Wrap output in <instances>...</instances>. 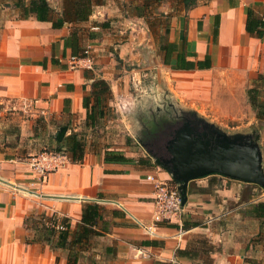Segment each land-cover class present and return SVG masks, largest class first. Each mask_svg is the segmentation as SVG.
Returning <instances> with one entry per match:
<instances>
[{"label":"crops","instance_id":"1","mask_svg":"<svg viewBox=\"0 0 264 264\" xmlns=\"http://www.w3.org/2000/svg\"><path fill=\"white\" fill-rule=\"evenodd\" d=\"M195 1L186 8L184 0H97L86 20L66 21L53 28L50 21L22 18L13 0H0V123L9 128L0 137L10 141L0 146V264H66V250L52 249L44 241H28L37 234L24 219L44 212L67 217L74 229L82 204L97 199L105 200L99 203L104 211L97 227L105 224L108 230L96 237L98 245L82 252L77 264H264V217L252 211L253 204L264 201V192L259 194L252 183L215 173L201 184L202 179L190 180L182 225L194 221L198 225L183 228L152 221L154 183L146 175L163 178L164 173L156 169L136 162H106L104 152L85 153L81 162L70 161L44 180H38L30 169L29 160L41 142L54 146V134L61 126L67 128L64 137L79 130L86 115L82 97L90 91L91 80L86 76L109 80L115 72V58L124 60L127 50L135 49L132 41L137 29L149 41L160 32L178 44L185 35L183 50L189 54L188 60L210 54V68L185 70L163 64L162 49L156 53L160 65L173 75L211 76L206 102L213 107L221 111L231 108L237 93L246 101L248 83L264 74V37L245 30V7L264 20V0ZM63 2L48 0L55 17L62 12ZM74 30L79 49L89 47L94 56L93 70L67 65L71 49L64 47L63 39ZM230 73L235 78H228ZM176 81L187 96L193 95L187 88L193 81ZM30 101L32 106H26ZM254 117L246 125L258 123ZM38 119L43 126L41 142L38 133L33 135ZM258 144L264 149V126ZM229 204L230 209L226 208ZM197 235L217 243L213 252H206L207 261L199 250L195 257L177 256V249L194 247L192 239ZM150 239H156L158 245L142 244Z\"/></svg>","mask_w":264,"mask_h":264},{"label":"rangeland","instance_id":"2","mask_svg":"<svg viewBox=\"0 0 264 264\" xmlns=\"http://www.w3.org/2000/svg\"><path fill=\"white\" fill-rule=\"evenodd\" d=\"M140 31L138 29L134 31L132 46L135 49H132V51L127 50L124 60L116 57L113 61L115 64V72L111 73L109 80H107L111 89V98L103 109L104 117L93 127H88L83 122L77 131L86 142L85 153H102L104 150H116L137 160L135 162L143 168L156 169L159 172H163L162 179L171 180L170 174L154 163L155 157L151 149L155 147L154 149L159 150L164 145L165 139L170 137L174 128H171V126L166 127V125V128L163 127L167 130L164 131L165 135L158 137L146 131V120H151L155 114L159 117L168 116L169 114H185L187 117L194 116L195 120L198 118L203 123L204 121L213 123L229 135L243 131L251 133L253 130L259 133L264 126V121H257L255 119L258 123L253 122L251 125H246L255 116L251 107L250 110L248 109L250 105L247 102V97L245 101L243 96L237 93L234 105L231 108L221 111L213 107L210 102H206L210 95L208 84L211 76L173 75L169 69L160 65V58L156 54L161 53L159 52V47L166 41L164 34L155 32L157 37L149 41V39L147 40L145 38L147 35ZM138 46L139 49L136 50ZM229 75L228 78H235L232 73ZM176 78L193 81L191 83L192 85L187 87L193 91L192 96H187L184 93L186 89L179 85ZM252 84L253 81H250L247 88ZM39 120L36 121L33 135L38 133L40 135H38L40 138L39 142H41L42 133L39 130H42L41 127L43 126ZM185 123L190 124L189 122ZM168 125L171 124L169 123ZM7 130L9 128L3 127L2 123H0V136L7 133ZM160 132L162 133V131ZM52 137L53 135H50V138ZM154 139H157L156 142L153 141ZM0 141V146L3 147L10 143L6 139L2 140L1 137ZM152 144L153 146L151 148ZM27 148H30V146ZM53 150H55L54 146L44 145L41 142V146L35 152L38 154L42 151ZM141 160L149 162V165L146 166L143 163H139ZM205 177L197 178L202 179L199 184L205 180ZM253 185L257 186V192L259 194L264 192V188L255 184ZM230 207H232L231 204L226 206L229 209ZM40 213L35 212L28 216H31V220L34 221L36 220L34 217ZM32 221H28L30 227L33 226ZM209 242L210 240L205 235H197L192 239L193 245L197 246L205 262L208 258L205 251L211 250L213 252L214 248H217V243L213 245ZM98 244L99 241L95 237L84 248L87 250L90 245L96 246Z\"/></svg>","mask_w":264,"mask_h":264},{"label":"trees","instance_id":"3","mask_svg":"<svg viewBox=\"0 0 264 264\" xmlns=\"http://www.w3.org/2000/svg\"><path fill=\"white\" fill-rule=\"evenodd\" d=\"M97 0H64L62 12L60 15L48 3V0H13V5L19 9L20 16L27 18L34 16L39 21H50L53 28H60L66 21H83L91 14L93 6ZM185 7L196 3L195 0H184ZM246 23L245 30L257 37H264V20L254 16V12L250 7H245ZM218 17V16H217ZM201 25L198 23V29ZM168 30H166V33ZM218 32V20L214 24L213 36L214 41ZM165 39V38H164ZM64 47L71 49L70 55L80 54L81 51L78 47V34L77 31H71L64 39ZM163 42L159 49L164 51L162 63L169 65L172 69H208L211 67V56L206 53L202 59L188 60L189 56L183 49L186 45V36L184 35L178 44L169 42L167 39ZM173 52L176 54L173 56ZM90 79V91L82 97V107L85 110V125L93 127L97 122L104 117L103 109L106 103L111 98V89L107 80L95 77L94 75L86 76ZM85 88V85L83 86ZM247 102L253 110L257 120L264 121V74L259 73L253 80V84L246 90ZM170 121L168 116L159 117L156 114L151 120H146L148 132L155 133L163 128V123ZM53 139V137H52ZM85 140L78 132H71L65 136L61 141H55V152H65L68 154L70 161L79 163L85 155ZM264 150V149H263ZM104 161L106 162H126L132 163L137 160L124 156L121 152L116 150H104ZM146 166L149 162L141 160ZM264 163V157H263ZM175 184L174 180H170ZM104 207L97 202H84L81 208V217L79 223L74 229H71L69 219L67 217L56 218L53 215H46L44 212L37 214L32 221L31 216L24 219V224L34 230L37 236H34L28 241H44L50 248H60L66 250V264H77L82 252L86 249L84 246L88 245L92 238L104 235L108 230L107 225L98 228L97 223L101 217ZM252 211L254 215L264 217V201L253 204ZM115 215V210L111 212ZM28 221L33 222V226L28 225ZM57 223L63 228H57ZM198 222H184L182 227L197 226ZM174 227L175 224H169ZM144 245H158L156 239L142 241ZM199 249L197 246L192 248L177 249V256L195 257ZM211 250H206L208 252ZM162 264V263H159ZM167 264V263H163Z\"/></svg>","mask_w":264,"mask_h":264},{"label":"water","instance_id":"4","mask_svg":"<svg viewBox=\"0 0 264 264\" xmlns=\"http://www.w3.org/2000/svg\"><path fill=\"white\" fill-rule=\"evenodd\" d=\"M204 123V129L187 123L176 127L163 145L166 158L154 159L177 184L182 204L186 201L187 183L213 173L264 188L259 133L253 130L229 135L213 123ZM66 130L61 126L55 139L61 141Z\"/></svg>","mask_w":264,"mask_h":264},{"label":"built area","instance_id":"5","mask_svg":"<svg viewBox=\"0 0 264 264\" xmlns=\"http://www.w3.org/2000/svg\"><path fill=\"white\" fill-rule=\"evenodd\" d=\"M67 65L70 69L93 70L95 59L90 48L86 47L80 54L69 55ZM32 103L34 102L30 101V103H26V106L31 107ZM68 162H70V158L65 152L42 151L30 158L29 165L38 180H44L47 174ZM146 179L154 183L152 221L164 225L177 224L182 227L183 204L177 184L150 174L146 175ZM96 201L103 203L105 200L97 199ZM56 227L63 228L58 223ZM139 253L141 252L139 251Z\"/></svg>","mask_w":264,"mask_h":264},{"label":"flooded vegetation","instance_id":"6","mask_svg":"<svg viewBox=\"0 0 264 264\" xmlns=\"http://www.w3.org/2000/svg\"><path fill=\"white\" fill-rule=\"evenodd\" d=\"M168 117L170 118V121H168V122H165V123H163V127H165L166 125V127H170L171 126V128H176V127H178V126H180V125H182L183 123H185V122H189L191 125H194V126H196L197 128H199V129H204L206 126H205V124L201 121V120H199L198 118H197V120H195L194 119V116L192 117H187L185 114H169L168 115ZM171 124V125H168V124ZM165 127V128H166ZM148 127L146 126V131H148V129H147ZM165 128H163V129H161V130H159V133H157V132H155V133H151L153 136H156V137H158V136H164L165 134H164V131H167ZM160 131H162V133L160 132ZM172 131V130H171ZM167 134V133H166ZM152 136V137H153ZM167 136V135H166ZM156 140L157 139H154L153 141H155L156 142ZM152 142V141H151ZM154 143V142H153ZM152 146H153V144L151 145V148H152ZM155 147H153L151 150L153 151V153H154V157L155 158H158L159 160H163V159H165L166 158V156L164 155V149H163V146L162 147H160L159 148V150H156V149H154ZM163 149V150H162ZM162 151H163V153H162Z\"/></svg>","mask_w":264,"mask_h":264}]
</instances>
